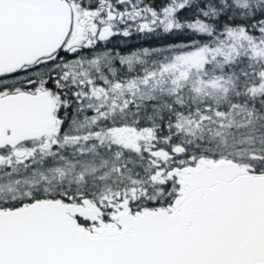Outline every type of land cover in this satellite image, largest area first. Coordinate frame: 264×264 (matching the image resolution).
<instances>
[{
  "label": "snow or ice",
  "instance_id": "1",
  "mask_svg": "<svg viewBox=\"0 0 264 264\" xmlns=\"http://www.w3.org/2000/svg\"><path fill=\"white\" fill-rule=\"evenodd\" d=\"M0 264H264V0H0Z\"/></svg>",
  "mask_w": 264,
  "mask_h": 264
},
{
  "label": "trees",
  "instance_id": "2",
  "mask_svg": "<svg viewBox=\"0 0 264 264\" xmlns=\"http://www.w3.org/2000/svg\"><path fill=\"white\" fill-rule=\"evenodd\" d=\"M166 43V41L151 39V40H137L133 38L131 44L133 47H140V46H155L157 44Z\"/></svg>",
  "mask_w": 264,
  "mask_h": 264
}]
</instances>
